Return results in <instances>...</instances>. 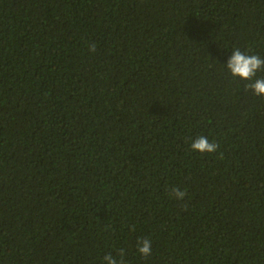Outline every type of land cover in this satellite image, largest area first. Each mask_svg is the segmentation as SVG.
<instances>
[{"label":"trees","instance_id":"obj_1","mask_svg":"<svg viewBox=\"0 0 264 264\" xmlns=\"http://www.w3.org/2000/svg\"><path fill=\"white\" fill-rule=\"evenodd\" d=\"M233 47L264 58V0H0V264H264V97Z\"/></svg>","mask_w":264,"mask_h":264},{"label":"clouds","instance_id":"obj_2","mask_svg":"<svg viewBox=\"0 0 264 264\" xmlns=\"http://www.w3.org/2000/svg\"><path fill=\"white\" fill-rule=\"evenodd\" d=\"M90 53H95L97 45L95 43L88 44ZM226 69L233 78H239L246 81L243 86L245 92L251 91L256 97H264V76H257V73L264 72V58L258 54H248L241 51L239 47H233L231 55L226 62ZM220 145L217 141H210L207 136L201 135L193 140L190 149L195 152L216 153ZM187 195L186 190H181L178 187H172L169 191V197L181 201ZM137 251L144 257H148L152 253V241L147 238L137 239ZM125 249L118 250L117 255L111 253L103 256L104 264H127L125 260Z\"/></svg>","mask_w":264,"mask_h":264}]
</instances>
